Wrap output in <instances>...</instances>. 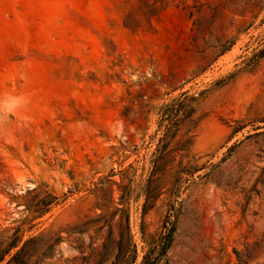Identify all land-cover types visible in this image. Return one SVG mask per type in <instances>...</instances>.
Listing matches in <instances>:
<instances>
[{
  "label": "rangeland",
  "instance_id": "1",
  "mask_svg": "<svg viewBox=\"0 0 264 264\" xmlns=\"http://www.w3.org/2000/svg\"><path fill=\"white\" fill-rule=\"evenodd\" d=\"M19 225L0 264H264V0H0V248Z\"/></svg>",
  "mask_w": 264,
  "mask_h": 264
},
{
  "label": "trees",
  "instance_id": "2",
  "mask_svg": "<svg viewBox=\"0 0 264 264\" xmlns=\"http://www.w3.org/2000/svg\"><path fill=\"white\" fill-rule=\"evenodd\" d=\"M187 98H175L170 103L165 104L161 107H159L157 111V115L161 122L165 123L164 125V133L163 136L171 139L176 136L177 128L179 124H182L186 119L190 118L188 114H185V107L187 106ZM192 144V138L188 137L187 139L183 140L182 137H180L178 140L175 141L176 149L165 151L164 149L156 150L155 152V158L151 161L150 165V173H149V181H152L153 178L157 179L156 172L157 169H160L161 166L159 163L164 166L168 164L169 162H174L177 159V155L179 154V150L185 149L189 147ZM58 199L57 196L47 193V199L42 201L37 209L31 210V212L39 213L41 216H43L45 213L50 211L53 204H55L56 200ZM101 220L105 222L109 227L108 233H107V240L113 241L112 236V221L110 219L104 218V216H100L99 220L92 221L88 226H95L97 225ZM128 225V221L126 222ZM27 224L28 229L32 230L33 227H35V224L32 223V220H30ZM23 226L19 225L15 228V233L11 240L3 247L0 248V262L4 260L5 256L10 255V260H17L19 257L27 254V252L30 251L28 248V245L30 243H33L36 241L40 236L44 235L42 232L39 233V235L36 237L31 233L28 238L22 239V232ZM97 231V230H96ZM125 239H123V235L120 234V240L117 243L118 249L120 251V255L122 254V257L125 258L127 262L132 261L135 256V246L132 244V237L130 234V231L128 229V232L125 235ZM22 243V245H19ZM1 245V244H0ZM12 250H14L13 253ZM98 254L100 255L101 252L99 251ZM30 254H28L26 257H22L19 262L25 261L24 258H28ZM119 256V254L116 255V258ZM19 260V259H18Z\"/></svg>",
  "mask_w": 264,
  "mask_h": 264
}]
</instances>
